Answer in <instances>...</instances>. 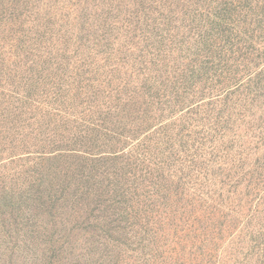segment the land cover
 Listing matches in <instances>:
<instances>
[{"label":"rangeland","instance_id":"1","mask_svg":"<svg viewBox=\"0 0 264 264\" xmlns=\"http://www.w3.org/2000/svg\"><path fill=\"white\" fill-rule=\"evenodd\" d=\"M0 264H264V0H0Z\"/></svg>","mask_w":264,"mask_h":264}]
</instances>
